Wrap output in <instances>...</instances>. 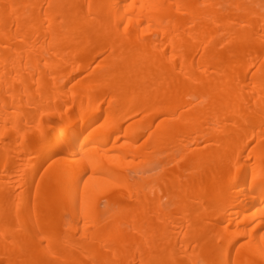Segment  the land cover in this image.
<instances>
[{"label":"bare ground","instance_id":"1","mask_svg":"<svg viewBox=\"0 0 264 264\" xmlns=\"http://www.w3.org/2000/svg\"><path fill=\"white\" fill-rule=\"evenodd\" d=\"M0 264H264V0H0Z\"/></svg>","mask_w":264,"mask_h":264}]
</instances>
